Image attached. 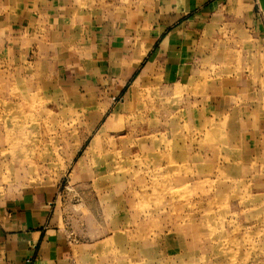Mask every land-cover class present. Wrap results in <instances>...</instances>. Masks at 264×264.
<instances>
[{
  "label": "rangeland",
  "instance_id": "374dc122",
  "mask_svg": "<svg viewBox=\"0 0 264 264\" xmlns=\"http://www.w3.org/2000/svg\"><path fill=\"white\" fill-rule=\"evenodd\" d=\"M12 60L0 52V201L50 193L99 264H264V145L241 159L233 116L156 86L74 95Z\"/></svg>",
  "mask_w": 264,
  "mask_h": 264
},
{
  "label": "crops",
  "instance_id": "0c3cea01",
  "mask_svg": "<svg viewBox=\"0 0 264 264\" xmlns=\"http://www.w3.org/2000/svg\"><path fill=\"white\" fill-rule=\"evenodd\" d=\"M0 52L74 95L196 96L201 111L234 117L252 149L241 159L264 145V0H0ZM51 205L46 191L0 201V264L101 262Z\"/></svg>",
  "mask_w": 264,
  "mask_h": 264
}]
</instances>
